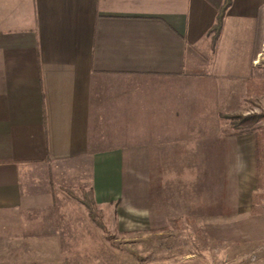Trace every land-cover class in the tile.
<instances>
[{
    "label": "crops",
    "instance_id": "crops-1",
    "mask_svg": "<svg viewBox=\"0 0 264 264\" xmlns=\"http://www.w3.org/2000/svg\"><path fill=\"white\" fill-rule=\"evenodd\" d=\"M224 1L0 0L1 261L107 262L84 190L122 234L241 228L257 141L221 116L264 99V0L213 41Z\"/></svg>",
    "mask_w": 264,
    "mask_h": 264
},
{
    "label": "rangeland",
    "instance_id": "rangeland-1",
    "mask_svg": "<svg viewBox=\"0 0 264 264\" xmlns=\"http://www.w3.org/2000/svg\"><path fill=\"white\" fill-rule=\"evenodd\" d=\"M255 106L256 109L249 115H264V99L257 101ZM227 124L231 125L230 122ZM256 127L264 132V117L257 122ZM231 130L233 132L235 129ZM257 172L256 191L251 199L242 200V213L235 215L236 220L240 218L242 221L240 229L234 227L232 220L234 216H230L231 219L227 217L225 219L227 221L225 229H214L211 225L208 231L152 230L122 234L117 230L109 229L99 211V217L112 238L111 241L106 239L111 247L112 256L108 252L107 262L100 258L101 261L97 259L96 262L80 264H264V159L263 166H260L258 156ZM213 222L221 223L220 220ZM102 233L106 238L107 233L103 231ZM20 247L18 246L17 259L14 261H1L3 255L0 254V264H64L60 260H55L54 255L49 256L50 261L43 262L42 258L37 255L33 256V261H25ZM44 250L46 251V247ZM238 258L243 259L242 262H238ZM253 258H257V261L251 262Z\"/></svg>",
    "mask_w": 264,
    "mask_h": 264
},
{
    "label": "trees",
    "instance_id": "trees-1",
    "mask_svg": "<svg viewBox=\"0 0 264 264\" xmlns=\"http://www.w3.org/2000/svg\"><path fill=\"white\" fill-rule=\"evenodd\" d=\"M233 3V0H225L224 4L222 5L221 9L219 10L217 20L215 25L210 31V36H212L213 41H216L223 30L224 26V19L227 14V11L231 7ZM264 115H223L221 116V120L223 122H230L231 127L235 129L236 135L239 134H247V133H253L255 134L257 138V145H258V160L260 163V166H263V159H264V132L259 130L258 127H256L257 122L260 121ZM70 195L77 200L79 203H81L88 211L90 218L95 222V224L106 234L107 228L102 223L100 217H99V209L97 206V203L94 198V193L92 191H82L81 195H76L72 192H70ZM107 240H112L110 235L106 234Z\"/></svg>",
    "mask_w": 264,
    "mask_h": 264
}]
</instances>
